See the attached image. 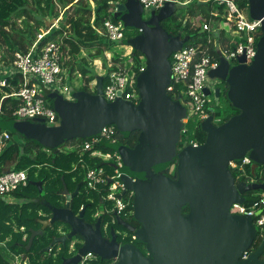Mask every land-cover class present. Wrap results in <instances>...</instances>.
Returning <instances> with one entry per match:
<instances>
[{
	"label": "water",
	"instance_id": "1",
	"mask_svg": "<svg viewBox=\"0 0 264 264\" xmlns=\"http://www.w3.org/2000/svg\"><path fill=\"white\" fill-rule=\"evenodd\" d=\"M170 4L174 3L151 9L146 19L140 17L143 8L138 0L110 4L114 13L126 10L120 19L139 33L125 38L145 60L144 69L134 81L137 103L120 96L105 100L101 76L96 79L94 92L73 91L72 99L56 91L45 92L53 101L57 124L47 126L43 118L15 122L16 132L47 147L73 138L93 137L105 125H114L118 133L125 135L138 131L133 147L114 144L112 149L122 157L121 180L133 191V217L140 226L122 221L116 212L113 215L146 254L133 243L117 242L113 229L109 239L102 237L99 219L93 225L84 219L87 205L75 214L70 202L80 184L70 193L64 182V205L47 204L51 216L38 218L40 227L29 229L26 250L47 226L61 221L69 233L53 238L50 247L58 242L64 244L75 235L81 244L73 255L61 257L60 264H78L87 253L111 259L113 264H264V239L253 249L257 230L252 217L229 211L231 203L245 202V192L264 191V181L236 182L227 165L229 160H240L246 153L252 163L264 164V0H248L249 17L261 23L251 62L247 64L240 56L238 65L230 68L220 57L218 66L209 71L210 78L226 81L227 98L239 112L220 124H214L210 115L200 122L206 134L204 141L180 149L177 142L186 108L179 98L167 93L166 87L171 82L170 54L185 42L161 24L173 11L174 7L167 8ZM52 22L49 20L47 27ZM215 92L217 96V89ZM204 93L210 95L211 91L205 87ZM171 162L176 164L175 178L156 173L169 168ZM29 184L41 190L40 181L29 180ZM183 207H187L186 213H182ZM249 248L252 250L246 258H241ZM25 263L29 264L28 259Z\"/></svg>",
	"mask_w": 264,
	"mask_h": 264
},
{
	"label": "trees",
	"instance_id": "2",
	"mask_svg": "<svg viewBox=\"0 0 264 264\" xmlns=\"http://www.w3.org/2000/svg\"><path fill=\"white\" fill-rule=\"evenodd\" d=\"M125 1L0 0V65H8L14 51H26L40 30L48 28L47 22L51 19H58V27L51 28L41 39L39 46L47 41L60 43L64 57L62 66L67 68L69 79L73 78L75 74L79 77L78 90L95 91L90 83L95 80L96 73H98L94 64L97 60L101 61V66L104 69L102 85H105L108 73L125 60L133 62L134 72L138 74L139 67L143 63V55L137 49L133 48L130 54L125 57L116 53L111 54L110 60L105 57V51L110 50L114 43L103 34V23L105 20L118 21L119 19L114 17V9L110 4ZM177 1L180 3H176L173 11L161 22L170 34L174 36L179 34L182 39L186 40L185 46H207L208 53L211 55H217L219 45L228 49L232 48V43L229 41L231 34L227 32L229 23L225 19L227 11L223 5L217 4L213 0H203L205 2H199V0ZM234 1L241 9L248 11V0ZM199 17L209 24V30L201 29V25L197 21ZM195 21L198 23L195 24ZM215 32L218 35H215ZM7 81L11 86L18 87L19 75L7 76ZM5 92L9 93L10 88L0 87V130H7L11 135V140L0 152V171L29 168V180H33V174L37 172V181L41 182L43 194L37 193L39 190L36 185L28 184L12 193L17 200H21V203L17 202L21 204L20 206L12 203L3 204L0 200V244H4L12 255L21 254L24 259L27 258L29 264H59L61 257L69 254L67 252L68 243L58 242L51 247L50 243L53 238L61 236L62 231L68 230V226L61 221L54 222L45 228L42 235L34 237L30 248L26 250L25 247L30 236L29 229L39 227L38 218L48 219L51 216V210L47 207L48 203L56 207L64 204V196L61 193L63 182L68 191L72 192L76 185L80 184V198L78 199L79 196H76L70 202L73 204V211L77 212L86 201L85 198L88 197L91 205L85 210V215L94 213V205L101 201L105 189L102 187L98 191H86L83 181L84 173L88 167L105 165L104 161L90 154L93 150L99 149L108 152L113 145L104 141L95 144L89 150H83L81 145L84 139L80 138L67 140L55 147H47L35 140L28 139L15 130L17 120L13 112L20 101L15 97L4 96ZM169 94L172 97L181 96L185 99L181 84L175 85L174 91ZM225 97L227 98V95ZM45 100L50 107H53L51 99L45 96ZM215 108L217 110L207 106L209 112H211L209 109H213V115L219 119L220 123L239 112V109L228 98L224 107L221 103L217 104ZM137 134L138 131H132L126 135L120 132L116 135L117 143L132 147ZM186 134H189L187 142L183 139ZM205 135V132L200 128V122L195 120V117H189L184 124V132L181 133L177 142V149L182 148L190 141L202 143ZM44 147H47L48 151L43 150ZM171 165L173 172L169 176L175 178L176 164L171 162ZM165 171L167 172L168 168ZM246 173L238 179H236L235 173L232 175L236 182H263L264 164L246 165ZM68 176H71V179L74 178V182L68 180ZM254 191L256 190L244 193L246 204H250L261 193H264L262 190H259V193ZM33 195L37 197L34 198ZM128 208L132 210V205H129ZM187 210V207H183L182 213H186ZM105 215L107 213L101 216V221L105 220ZM128 235L129 239L132 238V233H128ZM262 239H264V230L262 233L258 231L253 249L259 245ZM58 245L61 250L55 256L54 253ZM136 245L140 244L136 243ZM48 246L49 250H46ZM19 259L21 260L22 257ZM99 260L98 258L92 263L99 264ZM100 262L102 261L100 260ZM0 264H10L1 253Z\"/></svg>",
	"mask_w": 264,
	"mask_h": 264
},
{
	"label": "built area",
	"instance_id": "3",
	"mask_svg": "<svg viewBox=\"0 0 264 264\" xmlns=\"http://www.w3.org/2000/svg\"><path fill=\"white\" fill-rule=\"evenodd\" d=\"M138 1L144 10L159 9L166 2L176 3L175 0ZM213 1L223 5L227 11L225 19L229 23L227 32L231 34L229 41L232 43V48L228 49L219 45L217 55H211L208 53L207 46H183L171 53V82L166 87V91L169 94V92L174 91L175 85L181 84L185 99L181 98V96L173 98H179L183 105L187 104L189 106V110H186V116L181 120L180 135L184 132V124L189 117H195L201 122L213 115V109H209L211 112L207 110L209 100L207 99L208 95L204 93V88L207 87L210 91L213 89V87L210 88L206 85V81L209 78V71L218 66L220 57L227 61H237L238 57L244 56L245 62L249 64L255 55L256 43L261 34L260 20L251 19L248 11L241 9L234 0ZM57 21L58 19H53L52 24L48 28L40 30L26 51H14L9 64L2 66L4 74L0 76V87L6 86L10 88V92H5L4 96L15 97L20 101L13 112L16 120L43 118L48 124L55 125L58 123L59 118L53 107L46 103L45 92L56 91L64 98L72 99V97L66 96L71 94L70 79L67 76V68L62 66L64 57L62 56L60 43L47 41L39 46V42L49 30L58 27ZM103 26V34L111 42L115 43L126 38L124 34L125 28L121 21L105 20ZM201 29L209 30V24L203 23ZM129 54L123 53L122 56L125 57ZM110 58L107 57L108 60ZM132 65L133 62L125 60L122 64H117L116 69L108 73L107 81L105 85H102V96L105 100L113 101L120 96L122 99L137 103L139 95L134 84L137 74L134 72ZM144 67L145 61L143 60L139 67V72ZM15 74L19 75L18 87L11 86L7 81V76ZM216 121H219V119L216 118ZM212 122H214V115ZM117 134L118 132L114 125H105L97 135L84 139L81 148L89 150L95 144L104 141H107L111 146L118 144ZM10 140L11 135L9 132L0 130V152ZM199 144L198 142L190 141L186 145L198 146ZM43 150L48 151L46 148ZM90 154L104 161L105 165L86 169L83 178L84 189L86 191H98L99 188L103 187L105 194L100 202H111L112 212L120 214L126 211L129 205H132L133 191L127 189L121 180L123 161L120 153L114 149L108 152L97 149ZM251 163L246 153L240 160H229L227 165L231 173H235L236 179H238L247 174L246 165ZM28 170L29 168L0 171V197L3 198L5 195L12 194L16 189L28 185ZM229 211L230 213L252 217L257 234L258 231L263 232L264 193H261L250 204L245 202L231 203ZM251 250L252 248H249L244 251L241 258H246ZM91 256L94 255L87 253L81 256L78 264H88V259Z\"/></svg>",
	"mask_w": 264,
	"mask_h": 264
},
{
	"label": "rangeland",
	"instance_id": "4",
	"mask_svg": "<svg viewBox=\"0 0 264 264\" xmlns=\"http://www.w3.org/2000/svg\"><path fill=\"white\" fill-rule=\"evenodd\" d=\"M176 1V3H180V2H178L177 0H175ZM176 3H174V4H170L167 8H170V7H175V5H176ZM185 4V3H184ZM178 6V5H177ZM149 11L150 10H144L143 9V12H142V14L140 15V17L142 16V19H146L147 18V16L149 15ZM157 11V10H156ZM127 11L126 10H124V11H120V12H115L114 13V17H117L118 19H119V21H121L122 22V24H123V26H124V28H125V31H124V34L126 35V38H128V37H131V36H133L134 35V32L135 33H137V34H139L138 33V31L136 30V29H134V28H132V27H130V26H128L123 20H121L122 19V17L124 18V16H125V13H126ZM121 18V19H120ZM197 21L199 22V24L200 25H202L203 23H206L204 20H202V18H197ZM197 21H195L194 23L195 24H197L198 22ZM194 24V26H196ZM130 32V33H129ZM127 33H129V34H127ZM172 35V34H171ZM179 35V34H178ZM215 35H218V33L217 32H215ZM180 38H181V36H180ZM182 39V38H181ZM183 41V43L184 42H186V40L185 39H183L182 40ZM183 46H185V44L183 45ZM182 46V47H183ZM130 51V49H129V47H128V45L127 44H125V39H123V40H121V41H117V42H115L114 43V45L111 47V52L112 53H116V54H123V53H127V52H129ZM131 52V51H130ZM127 54H129V53H127ZM106 58H107V56H105ZM142 60H144L143 58H142ZM145 61V60H144ZM226 63L228 64V66H230V68H232V67H234V66H237L238 65V63H237V61H227L226 60ZM94 64L96 65V68H97V72L98 73H96V78H95V80L93 81V82H91L90 83V86L92 87V88H94V85H95V83H96V79L97 78H99V77H101L102 76V74L104 73V69L102 68V66H101V61H95L94 62ZM2 66L0 65V76H2L3 74H4V72H3V70H2ZM210 78V77H209ZM207 79V81H206V85L207 86H209L210 88H212V87H214L215 86V84L216 85H218L217 84V79H215L214 77L213 78H210V79ZM70 89H71V93L73 92V91H78V86H79V84H80V79H79V77L75 74V76H73V78H71L70 79ZM79 91H82V90H79ZM92 93V92H91ZM71 95V94H70ZM70 95H66V96H70ZM207 99L209 100V102H208V105H209V107H213L215 110H217V108H215L216 106H217V104H221L222 103V105H223V107L226 105V103H227V98L225 97V95L223 96V97H221L220 98V100H218V101H216L215 99H214V93H213V91H212V93L210 94V95H208L207 96ZM218 102H220V103H218ZM184 107L186 108V110H189V106L187 105V104H184ZM28 120H31V119H28ZM195 120H197L196 118H195ZM45 122V121H44ZM214 124H220V122H218V121H216V118L214 117V122H213ZM45 124L47 125V126H53V124H48L47 122H45ZM16 135V134H15ZM183 139L187 142L188 141V139H189V134H186V135H184L183 136ZM44 148H46V149H48L47 147H44ZM43 148V149H44ZM63 149V148H62ZM170 166V165H169ZM168 166V167H169ZM166 169V168H165ZM173 172V168H172V165L168 168V171L166 172L165 170L163 171V170H160V171H157L156 173H159V174H165L166 176H168V177H170L169 175L171 174ZM72 177H73V175H71ZM71 176H68L67 177V179L68 180H70L71 182H74L73 180H74V178H72L71 179ZM75 177V176H74ZM171 178V177H170ZM33 180H38L37 179V172H35L34 174H33ZM88 190V189H87ZM42 190H40V191H38L37 193H40V194H43V191L41 192ZM48 192V191H47ZM255 193H259V190L257 191H254ZM81 193V192H80ZM80 193H78V195H77V197L79 196V194ZM37 195V194H36ZM81 196V195H80ZM80 196L78 197V199L80 198ZM33 197L34 198H36L35 197V195H33ZM0 200L2 201V203L3 204H7V203H12V204H18L19 206L21 205V204H19V203H17V202H20L21 203V200L19 201V200H17L14 196H13V194H9V195H5L3 198H1L0 197ZM34 201H35V199H34ZM109 203H111V202H109ZM112 204V203H111ZM14 207V206H13ZM58 207H60V206H58ZM15 208V207H14ZM97 209L95 208V211H96ZM40 214H41V212H39ZM95 213V212H94ZM49 218H50V216H49ZM87 218L88 219H90L91 220V216L88 214L87 215ZM40 226V225H39ZM37 228H39V227H37ZM116 229H118L119 227L118 226H116L115 227ZM59 232V231H58ZM129 238V237H128ZM74 240H76V239H74ZM77 242L79 243V241L77 240ZM140 247H142V250L145 252V249H144V247L143 246H140ZM59 250H61V248H60V246L58 245L57 247H56V252L54 253L55 254V256L57 255V253L59 252ZM0 252H2V253H4V254H7L8 256H9V258H11V263L10 264H13L14 262H13V257L12 256H10V253L2 246V245H0ZM20 255L21 254H19V255H15V258H19L20 257ZM22 262V261H21ZM23 263V262H22Z\"/></svg>",
	"mask_w": 264,
	"mask_h": 264
},
{
	"label": "flooded vegetation",
	"instance_id": "5",
	"mask_svg": "<svg viewBox=\"0 0 264 264\" xmlns=\"http://www.w3.org/2000/svg\"><path fill=\"white\" fill-rule=\"evenodd\" d=\"M217 84L218 85L215 84V86L211 90V93L213 91V93H214V99L215 100H220L221 97H223L224 95L227 94L228 84L226 83L225 80H221V79H217ZM216 89H217V94H218L217 96H216V92H215ZM129 147H131V146H129ZM34 181H36V180H34ZM69 192L71 193L72 191H69ZM78 193H79V190H78ZM78 193L74 197H72V200L78 195ZM63 196H64V203H65V195H63ZM85 197H86V195H85ZM85 200L86 201L82 204V207L84 205H87L85 207V210H86L87 208H89V205H91V203H89V201H88L89 198L88 197H86ZM62 206H60V207H62ZM71 206H72L71 207V209H72L73 208V204H71ZM94 208H96L97 210L95 211V213H92L90 215L91 216V220L87 218V216L85 215V212H84V219H85V221L91 223L92 225L99 219V229H100V233H101V236L102 237H104L105 239H109L110 236H111L110 230L113 229V231L117 235L116 236V241L117 242H119V243H133L134 245H136V243L134 242L133 238H130V239L128 238V236H129L128 233H130V232H128L122 225H119V224L116 223L115 217H113L114 215H113V212H112L111 203H109L108 201L99 202L98 204H95L94 205ZM78 211L77 212H74L73 211V212L76 214V213H78ZM105 213H107V215L104 216L105 217V220L104 221H101V216L103 214H105ZM119 216H120V219L122 221L127 222L128 224H130V225H132V226H134L136 228H138L140 226L139 222L136 221V219H134V217H133L134 216L133 215V209L132 210H129V208H128L126 211L120 213ZM116 226H118L119 228L116 229L115 228ZM35 229H38V228H35ZM61 233H62V235L63 234L64 235H67L69 233V228H68V230H66L64 232L62 231ZM74 239H76V240H74ZM77 240L79 241V243L77 242ZM80 241H81V239L77 235L71 236L70 238H67L66 239V241H65L64 244H67L68 243L67 252L70 254L69 255L67 253L68 256H71V255H73L76 252V249L81 244ZM140 246L141 245H136V247H138L142 251V253L146 254L142 250V247H140ZM97 259H98L97 256H95V255L94 256H91L88 259V264H93L92 262L93 261H96ZM100 260L102 262H100ZM100 260H99V264H113L114 263V261L111 260V259H108V260L100 259ZM60 263H61V261H60Z\"/></svg>",
	"mask_w": 264,
	"mask_h": 264
},
{
	"label": "crops",
	"instance_id": "6",
	"mask_svg": "<svg viewBox=\"0 0 264 264\" xmlns=\"http://www.w3.org/2000/svg\"><path fill=\"white\" fill-rule=\"evenodd\" d=\"M125 44H127L128 45V47H129V49H130V51H132V46L129 44V43H127L126 41H125ZM130 51L129 52H127V53H130ZM127 53H124V54H127ZM111 54H112V52H111V49L110 50H107V51H105V56H107V57H111ZM69 86V85H68ZM70 87V86H69ZM70 95V94H69ZM70 98H71V95H70ZM28 120V119H27ZM17 121H25V120H17ZM0 245H2L9 253H10V256H12L13 257V264H16V263H18V264H21L22 262V264H26L25 263V261H26V259L27 258H23V256L22 255H20V257H22V259L20 260L19 258L17 259V258H15V255H12L11 254V252L5 247V245L4 244H0ZM1 254H3V256L5 257V259H7L10 263H11V258H9V256L7 255V254H4V253H2V252H0ZM22 261V262H21Z\"/></svg>",
	"mask_w": 264,
	"mask_h": 264
},
{
	"label": "bare ground",
	"instance_id": "7",
	"mask_svg": "<svg viewBox=\"0 0 264 264\" xmlns=\"http://www.w3.org/2000/svg\"><path fill=\"white\" fill-rule=\"evenodd\" d=\"M250 182V181H249Z\"/></svg>",
	"mask_w": 264,
	"mask_h": 264
},
{
	"label": "clouds",
	"instance_id": "8",
	"mask_svg": "<svg viewBox=\"0 0 264 264\" xmlns=\"http://www.w3.org/2000/svg\"><path fill=\"white\" fill-rule=\"evenodd\" d=\"M82 207V206H81Z\"/></svg>",
	"mask_w": 264,
	"mask_h": 264
}]
</instances>
